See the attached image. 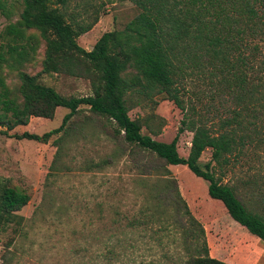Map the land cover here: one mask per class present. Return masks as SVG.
Instances as JSON below:
<instances>
[{
	"label": "rangeland",
	"instance_id": "rangeland-1",
	"mask_svg": "<svg viewBox=\"0 0 264 264\" xmlns=\"http://www.w3.org/2000/svg\"><path fill=\"white\" fill-rule=\"evenodd\" d=\"M9 2L16 4V11L12 18L0 13L3 45L9 42L3 30L18 21L23 8V0ZM87 2L92 6L89 12L103 7L99 21L78 38L87 50L103 33L123 30L139 13L130 0H71V9L78 5L81 11ZM256 42L260 49L246 53L255 66L248 71L250 79L259 84L264 83V40ZM45 49L41 43L37 56L28 63L10 68L0 65V74L20 101L21 71L37 75L65 96L93 93L91 81L85 77L42 72ZM200 87L203 103L219 107L224 118H232L238 111L255 137L238 160H232L223 182L236 185L247 207L264 214V93L257 92L252 103L244 101L250 103L247 110L243 103L237 105L234 95L217 94L206 80ZM258 87L264 91V84ZM128 104L130 116L141 121L144 134L164 142L177 136L183 112L172 100L134 93ZM253 108L258 111H251ZM68 112L58 107L53 119L33 116L27 125L0 135V192L3 185H10L30 195L28 204L17 212L18 222L0 229V264H184L189 256L187 244L193 242L187 240L182 224L175 222L174 207L155 204L153 196L165 190L171 177L193 215L208 230L214 257L232 264H264L262 241L233 220L221 201L209 196L208 181L187 165H166L160 159H152L161 165L160 173L143 175L146 170L138 163L147 161L146 152L136 153V158L125 153L89 106L82 105L66 128L48 142L12 136L25 131L41 135L59 127ZM192 136L189 130L180 133L181 155L188 156ZM211 159V149H207L200 163L205 166ZM165 167L170 174H163ZM134 217L143 221L131 225ZM195 230L198 239L199 228Z\"/></svg>",
	"mask_w": 264,
	"mask_h": 264
},
{
	"label": "trees",
	"instance_id": "trees-1",
	"mask_svg": "<svg viewBox=\"0 0 264 264\" xmlns=\"http://www.w3.org/2000/svg\"><path fill=\"white\" fill-rule=\"evenodd\" d=\"M130 1L139 13L123 30L103 33L87 50L78 38L99 21L102 6L89 12L92 6L88 2L78 11V5L71 9V0H23L20 18L3 30L9 42L0 44L1 67L32 61L43 43L46 49L42 72L85 77L91 81L93 93L65 96L37 75L21 71L20 101L0 74V135L27 125L33 116L53 119L58 107L69 109L57 128L41 135L29 131L12 135L48 142L66 128L82 105H87L125 153L136 158V153L146 152L147 161L138 163L146 170L143 175L161 172V165L152 159L164 160L166 165H187L195 175L208 181L209 196L221 201L236 222L264 243V214L247 207L236 185L223 182L232 160H238L255 137L238 111H234L232 118H224L219 107L203 103L200 87L201 81L206 80L217 94L234 95L237 105L243 103L247 110L257 99V92L264 93L258 87L264 83L255 84L250 79L249 72L255 66L251 64L252 56L246 53L249 49L256 53L260 49L256 41L264 40V0ZM14 5L0 0V13L12 18ZM134 93L147 97L162 95L181 109V127L171 142L142 132L141 121L129 114L128 103ZM254 110L258 111H251ZM186 130L193 136L189 154L183 156L178 141L180 133ZM207 149H211L212 159L202 166L200 158ZM164 169L163 174L171 173L167 167ZM167 179L165 190L153 196L155 204L174 207L175 222L182 224L187 240L193 242L187 244L189 256L184 264H232L210 254L204 225L191 212L176 179ZM29 201L25 190L3 185L0 229L17 223V212ZM142 221L134 217L130 223L137 225Z\"/></svg>",
	"mask_w": 264,
	"mask_h": 264
},
{
	"label": "crops",
	"instance_id": "crops-1",
	"mask_svg": "<svg viewBox=\"0 0 264 264\" xmlns=\"http://www.w3.org/2000/svg\"><path fill=\"white\" fill-rule=\"evenodd\" d=\"M230 215V214H229ZM234 220V219H233ZM238 223V222H237ZM242 226V225H241ZM244 227V226H243ZM207 232V236L209 235V232H208V230L206 231ZM249 232V231H248ZM250 233V232H249ZM253 235V234H252ZM263 243V242H262ZM264 244V243H263ZM210 254L214 257V255L212 254V252H211V250H210ZM218 258V257H217ZM220 259V258H219ZM222 260H224V259H222ZM224 261H226V260H224ZM228 262V261H227Z\"/></svg>",
	"mask_w": 264,
	"mask_h": 264
}]
</instances>
